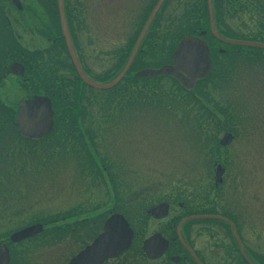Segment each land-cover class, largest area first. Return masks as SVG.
<instances>
[{
    "label": "rangeland",
    "instance_id": "374dc122",
    "mask_svg": "<svg viewBox=\"0 0 264 264\" xmlns=\"http://www.w3.org/2000/svg\"><path fill=\"white\" fill-rule=\"evenodd\" d=\"M74 1L70 29L76 54L92 81L111 78L119 51L142 28L157 0ZM200 1H165L152 39L162 41L166 33L173 34L165 29L170 19L177 16V23L184 24L188 20L184 17L190 15L187 11L183 16L184 9ZM222 2L213 8L229 34L252 38L259 32L264 24L261 0ZM30 3L28 7L40 19L35 2ZM256 36L254 42L260 43ZM27 39L32 41L31 49L51 45ZM241 52L246 56L216 54L220 63L215 71L189 94L164 78L134 83V89L129 79L111 92L83 88L85 113L78 122L83 132L91 133L87 147L109 164L113 177L82 172L72 154L63 157L64 151L62 157L53 156V132L41 143L27 141L24 150L22 146L9 149V158L0 169L4 176L0 177V230L12 233L37 223L47 228V233L26 244V264H66L72 252L89 242L100 231L101 222L120 207L142 227V211L161 203L169 206L168 217L146 222L137 244L119 260L123 264L130 260L136 264L135 253L141 252L144 239L201 210L229 216L251 251L257 249L264 255V52ZM53 53L38 59L48 65ZM58 54L67 67L64 53ZM144 62L148 58H141ZM164 94L172 95L177 103L165 101ZM17 96L9 82L0 89V101L15 109L18 104V115L21 102ZM226 134L232 141L221 146ZM9 138L18 141L16 131H10ZM216 166L223 169V175L214 189ZM68 220L80 224L70 228L65 224ZM222 230H216L221 239Z\"/></svg>",
    "mask_w": 264,
    "mask_h": 264
},
{
    "label": "flooded vegetation",
    "instance_id": "af4514ba",
    "mask_svg": "<svg viewBox=\"0 0 264 264\" xmlns=\"http://www.w3.org/2000/svg\"><path fill=\"white\" fill-rule=\"evenodd\" d=\"M30 1L35 2V4L39 6L40 0H29L28 3H25L24 0H19V3L21 5V10H18L10 2V0H0V89L2 87L4 88L6 83L9 82V88H11L13 91H15L18 94L17 96L18 100L19 102H21L20 111L18 115H17L18 104H16L17 105L16 109L15 106L11 108L10 106L7 105L14 112L13 115L14 126H9V127L0 126V169H1V165L4 164V162L9 158V153H10L9 149L13 147L22 146L20 148L24 150V146H26V144L29 141L33 143L34 142L41 143L42 141L47 140L48 137H51L50 135H52L53 132V108H52L53 86L50 87L48 90L43 89L40 80L36 77V75L39 73L40 70L37 66H41V62L35 60L33 61V58L31 57V55H34L36 53V58L38 60V57H42L45 54H47L45 50H47L48 53L52 52L53 40L51 39V37H53V14L40 13L39 16L40 19H36V16L34 14H31L30 11L28 10V5L31 4ZM222 1L223 0H211L213 20H214V32L216 34V37H214L209 27L207 0L191 3L190 4L191 7L187 6L184 9L183 16H185L186 12L188 11L191 17L194 15L197 18H201L202 12L200 7L202 4L204 3L206 4V12L208 17V30H204V31L199 30L197 32L195 30H190L189 35L187 32H185L186 35L184 36V38L190 37L192 39H199L203 41L208 46L209 54H210L209 57L210 70L208 76L204 79L198 80L195 84V87L192 90H185L183 88V90L186 92H192L194 89H196L197 86H199V84H202L210 76L213 68L215 71L217 64L220 63L216 59L218 58L216 54L225 55L227 53V55L229 54L240 55L241 57H244L246 55H244V53H242L241 51L249 52L254 50L251 47H246V46L241 47V46H233L231 44H226L222 40L224 41L236 40L244 43H252L254 42L255 35H257L256 37L261 38L260 44L264 45V24L263 26H261V29L259 30L258 33L250 35L252 36V38L250 37L246 38L245 36H240L236 33L229 34L228 31H226V29L220 26L221 23L216 18L213 5H216L217 3L222 4L223 3ZM227 1L229 2L230 0ZM233 1L235 3V1L237 0H233ZM44 2L50 3V0H44ZM261 2L262 3L260 4L263 6L261 12L264 14V0H261ZM71 16L72 15L66 17L65 15V21L69 35L72 24ZM56 17L58 18V23L60 27L58 11ZM184 19H188V16L184 17ZM60 32H61V27H60ZM241 35H243V33ZM27 37L35 38V42L38 43V45L41 44L40 39L44 41L43 44L49 45V43H51V45L48 49L39 48V47L38 49H31L29 46L32 43V41L27 39ZM209 41L212 44V47H209L208 44ZM9 43L12 45L9 46ZM212 50H216V54L215 56H213V58H215L214 61H212ZM140 51L142 50L139 49L138 52ZM260 51L264 52V49H261ZM6 55L9 58H7ZM9 59H11L10 62L8 61ZM262 59H264V57H262ZM171 61H172V55L170 61L165 65H170ZM79 62L82 72L86 76H88L87 75L88 73H86L85 68L82 66L83 63L82 61H80V57H79ZM12 65H18L21 67L22 70L21 69L15 70L16 74L18 73L21 74L20 76H15L10 74V67ZM33 110L42 111V118H40V123H39L40 127L39 129H37L38 132L36 134H31L29 130L27 132H24L17 125V119L19 118V116L30 114ZM15 111H17L16 114ZM10 131L12 132L16 131L18 141H13L9 138ZM9 142L11 144L12 142H14L15 145L13 144L11 145L9 144ZM0 177H4V176L0 174ZM111 215L112 214H110L109 216ZM194 216H200V217L219 216L223 220L207 218V219H200L195 221H188L182 224L179 228V225L182 220ZM106 219L101 222L100 231L94 234L93 238L89 242L82 244L80 248L72 252L73 254L70 256L66 264H70V262L81 251H83L87 246H89L101 234L102 227ZM224 220L228 221L233 226L236 237L234 236V233L229 223H227ZM231 220L232 219L229 216H225V215L222 216V215H213V214H201V215H193V216H184L175 225L168 224L164 226L163 230L160 233L153 234V235L155 234L161 235L162 238L167 242V246L161 256L154 259H149L146 257V255L142 250L143 242L147 240L149 237L153 236L151 235L141 242L140 244L141 252L138 254L137 252L135 253V262L136 264H264V255H262L261 253H257L258 252L257 249H254V251L256 252H254L253 250L251 251V249L247 246L245 239L244 238L242 239L237 232V230L240 228L236 223L234 224V222ZM65 222H66L65 224L67 226H70V228L72 227L71 225L80 224V222H78L77 220H75L73 223H70V220ZM35 225H38V223L27 227H33ZM39 225L43 227L42 233H44L45 231L47 233V228H45V226L42 224ZM27 227L18 229L12 233H10L8 230L5 231L3 229L0 230V264H26V258H25L26 244L34 240L36 241L39 235L27 239H22L16 242H13L11 240V237L15 233ZM58 227L59 226L57 224L56 228ZM218 228H222L223 229L222 231H224L222 232L223 233L222 239L217 237L216 230ZM70 231H72V229ZM196 237L202 238L201 240H199L200 242L195 241ZM130 249L131 248H129V250ZM150 249L152 250V255H153V251L159 250L160 247L152 246ZM125 253L126 252L122 253L117 258L109 259L103 264H123L122 261L119 260H121V258L127 255ZM126 264H133V262L130 260V262Z\"/></svg>",
    "mask_w": 264,
    "mask_h": 264
},
{
    "label": "trees",
    "instance_id": "16d2710c",
    "mask_svg": "<svg viewBox=\"0 0 264 264\" xmlns=\"http://www.w3.org/2000/svg\"><path fill=\"white\" fill-rule=\"evenodd\" d=\"M63 2H64V13L66 17H69V15L74 14L75 13L74 8H76L75 1L73 2V0H63ZM34 7L42 14L43 13L53 14V37H51V39L53 40V51H54L53 54L54 55L53 57L48 59V62H50L48 65H43V63H41V66H37L40 70H39V73L36 75V77L40 80V83L43 89L48 90L50 87L53 86V102H52L53 156H57V155L60 156L62 155V152L64 151L63 157L68 158L69 156L70 157L73 156V159L77 163H79L80 167H82L81 169L82 172L87 171L88 175L92 174L93 177H99V178L100 177L101 178L102 177H113L112 171L110 170L108 166L109 164L104 159L98 158L95 150H92L87 147L86 140L89 139V141L91 142V135H90L91 133L89 134L87 132L86 133L83 132L82 122H78L79 118H81L80 115L83 116V114L85 113L84 112L85 109L83 106L85 102L83 88H86L89 91H92V89L84 86L81 83V81L77 78L74 68L70 62L64 41L61 37L58 18L56 17V14H57L56 0H50V3H45L44 0H40L39 6L35 4ZM70 8L72 9L70 10ZM200 8L202 12L201 18H197L194 15L191 17V15H189L186 23L182 25L179 22L177 23V20H178L177 16L175 18H171L165 29L173 31L174 33L173 34L166 33L167 35H165L162 41L156 38L154 40L152 39V36L155 35L154 33L157 31V29H159L160 13H158L156 17L154 18L143 40V43L141 44L140 49L142 51L138 52L129 72L117 86L119 87V85H121L122 83L126 81L129 82V79H130L131 88L134 89V87L132 86L134 83L136 84V83L148 82V81H153V83H156L157 81L164 78L165 80H168L172 84L176 85L180 92L182 91L186 93V91H184L179 86V84L172 79H168L165 77H159V78H153V79H137L133 76V74L142 69H146V68L156 69V68H159L167 64L170 61V57H171V54L175 46L186 35L185 32H187L189 35L190 30H195L196 32L199 30L200 31L208 30V17H207V12H206V4L205 3L202 4ZM28 10L30 11L31 14L36 13L32 7H28ZM68 21H69V18H68ZM181 26H183V28ZM140 29H141V25L139 26L138 31L135 34L133 39L136 38ZM70 36L72 38V30H70ZM133 39L129 42V44L124 49H121L119 51L117 55L118 57L116 58V64H115L114 70L111 72L112 74L111 78L105 77L103 79H98V80H93V81L97 83L105 84L113 80L119 74L124 64L126 63L129 57V54L133 48V44H134ZM208 44H209V47H212V44L210 43V41L208 42ZM60 51L64 53V56L66 57L68 61L69 65L67 67L63 59L64 57L63 58L60 56L57 57L55 55L58 53L60 54ZM45 52L48 53L47 51ZM215 54H216V50H212V58L213 56H215ZM7 55L6 57L9 58ZM31 57L33 58V61L35 60V61L43 62L40 59L37 60L36 53L34 55H31ZM144 57L148 58L149 60L147 64L145 62L143 64L141 63V58H144ZM8 61L10 62L11 59H9ZM116 87H114L113 89H110L109 91L111 92L112 90H115ZM172 91L174 92V90ZM130 95H132V93H130L129 96ZM164 100L177 103L176 99H174L172 95L165 96L164 94ZM136 102H138V100ZM185 102L186 104H189V102L187 101ZM130 104H134V103L130 102ZM129 105L122 106V107H128ZM180 107L181 106H179L178 108L181 109ZM197 108L198 109L202 108V110H205L203 106H198ZM13 115H14L13 110L9 108L7 105H5L2 101H0V126H8V127L14 126ZM213 122L217 124V127L221 125L220 122H216V121H213ZM84 135H86L88 138H86V136L84 137ZM56 147H59V148L62 147V150L60 149L61 151L60 150L58 151ZM103 171L106 173V176H104ZM88 175L87 177H89ZM117 213H120L121 215H123L127 219V221L130 223V226L134 232L133 245L134 243L137 244V242L141 238L140 235H142V231L144 232L145 224L149 220V217L146 214V211L145 210L142 211L141 216L139 218L140 221L144 222L142 224V227H139L137 221L136 222L132 221L131 216L127 214V210L124 207H120ZM201 214L215 215V213L209 210H201V211H198V212H195L189 215H184V216H193V215H201Z\"/></svg>",
    "mask_w": 264,
    "mask_h": 264
},
{
    "label": "water",
    "instance_id": "95a60500",
    "mask_svg": "<svg viewBox=\"0 0 264 264\" xmlns=\"http://www.w3.org/2000/svg\"><path fill=\"white\" fill-rule=\"evenodd\" d=\"M164 1L165 0H158L153 9L151 10L122 71L110 83L96 84L87 79L80 69L65 22L63 0H56L62 38L65 42V46L71 63L75 69V72L83 85L90 87L94 90L105 91L112 89L118 83H120V81L125 77L126 73L128 72L146 32L148 31L153 19L155 18L157 12L161 8ZM10 2L18 10H21L19 0H10ZM207 9L209 15V27L214 37H216V34L214 32V20L212 14L211 0H207ZM222 41L226 44L264 49V45L261 44L241 43L224 40ZM209 57V49L203 41L188 37L183 39L176 46L172 54V61L170 65L162 66L159 69L142 70L136 73L134 76L136 78H156L168 76L177 80L186 90H192L198 80H201L208 75L210 70ZM17 69L20 70L21 67L18 65H12L10 67V74L20 76V73H15V70ZM40 118H42V111L33 110L30 114L19 116V118L17 119V125L24 132H27L29 130L31 134H36L38 132L37 129H39L40 127ZM231 141L232 137L226 134L220 141V145L226 146ZM222 175L223 169L220 166H216L214 174L215 188H217V186L221 184ZM168 213L169 206L165 203H161L147 211L149 217L156 221L164 220L165 218H167ZM207 218L223 220L219 217H190L183 220L180 223L179 228L185 222ZM226 222L229 223L228 221ZM229 225L234 233V236L236 237L233 226L230 223ZM42 230L43 227L41 225L28 227L12 235L11 240L13 242H16L22 239L31 238L40 234ZM132 240L133 232L125 218L120 214H112L104 222L101 234L89 246H87L83 251H81L70 262V264H103L109 259L117 258L123 252L128 250L132 244ZM152 246L160 247L159 250L153 251V255L152 250L150 249ZM166 246L167 242L161 237V235L156 234L143 242L142 250L147 258L154 259L163 254Z\"/></svg>",
    "mask_w": 264,
    "mask_h": 264
},
{
    "label": "bare ground",
    "instance_id": "6f19581e",
    "mask_svg": "<svg viewBox=\"0 0 264 264\" xmlns=\"http://www.w3.org/2000/svg\"><path fill=\"white\" fill-rule=\"evenodd\" d=\"M64 17H65V15H64Z\"/></svg>",
    "mask_w": 264,
    "mask_h": 264
}]
</instances>
